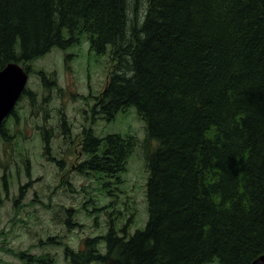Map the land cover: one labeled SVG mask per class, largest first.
Wrapping results in <instances>:
<instances>
[{
    "label": "trees",
    "instance_id": "obj_1",
    "mask_svg": "<svg viewBox=\"0 0 264 264\" xmlns=\"http://www.w3.org/2000/svg\"><path fill=\"white\" fill-rule=\"evenodd\" d=\"M84 31L92 49L122 47L131 65V76L116 66L110 90L115 107H136L154 145L149 218L132 235L111 228L104 254L88 239L66 259L252 264L264 254V0H0V71L69 49ZM10 139L3 125L0 142ZM132 147L116 136V171Z\"/></svg>",
    "mask_w": 264,
    "mask_h": 264
},
{
    "label": "rangeland",
    "instance_id": "obj_2",
    "mask_svg": "<svg viewBox=\"0 0 264 264\" xmlns=\"http://www.w3.org/2000/svg\"><path fill=\"white\" fill-rule=\"evenodd\" d=\"M113 57L111 63L116 64ZM109 61V53L102 56L89 52L86 59L77 64L62 50L53 48L31 63L47 71L57 68L67 78L74 72L85 83L97 73L100 75L98 85L102 88ZM130 66L121 57L120 68L131 76ZM35 84L36 80L32 79L30 86L35 87ZM49 97L35 94L26 114L17 104L18 124H13L12 116L7 119V134L13 138L0 143V170L8 172L10 194L16 202L6 200L4 194L1 196L0 264H19L16 255L21 250L42 257L37 264H68L61 249L53 246L58 241L79 244L80 234L86 237L89 232L101 235L111 228L117 231L127 228L134 233L144 229L148 221L144 189L148 175L146 156L154 145L140 118L122 110L110 123V132L129 130L130 134L142 136V140L138 141L133 135L135 147L122 174L100 176L84 168V156L74 145V141L84 140V130L93 125L89 117L81 116L82 105L74 109L78 118L69 121L62 109L49 108ZM96 126L101 128L103 124L97 121ZM43 139L51 143L46 154L42 150ZM25 145L34 147L36 152L28 154ZM59 182L65 195H50L52 186ZM18 187H21L19 194ZM209 264L220 263L214 260Z\"/></svg>",
    "mask_w": 264,
    "mask_h": 264
},
{
    "label": "water",
    "instance_id": "obj_3",
    "mask_svg": "<svg viewBox=\"0 0 264 264\" xmlns=\"http://www.w3.org/2000/svg\"><path fill=\"white\" fill-rule=\"evenodd\" d=\"M26 80V74L21 70L19 66L14 64L9 65V67L0 73V85L11 86L14 85L16 81H18V87L14 94L10 95L11 91L6 90L5 96L0 98V107L4 104V112L0 113V121L2 117L12 108L14 101L20 94L23 85ZM10 95V97H9ZM9 97V99H8ZM8 99V101H6ZM264 261V255H262L258 260H256L253 264H260V262Z\"/></svg>",
    "mask_w": 264,
    "mask_h": 264
},
{
    "label": "bare ground",
    "instance_id": "obj_4",
    "mask_svg": "<svg viewBox=\"0 0 264 264\" xmlns=\"http://www.w3.org/2000/svg\"><path fill=\"white\" fill-rule=\"evenodd\" d=\"M17 87H18V81H16L15 84L11 85V86H6V85H2L1 86L0 85V98L5 96L6 90H10L11 91L10 95L14 94L16 89H17ZM10 95H9V97H10ZM9 97H8V99H9ZM8 99L6 101H8ZM4 104L0 107V113L4 112ZM260 264H264V261L260 262Z\"/></svg>",
    "mask_w": 264,
    "mask_h": 264
},
{
    "label": "flooded vegetation",
    "instance_id": "obj_5",
    "mask_svg": "<svg viewBox=\"0 0 264 264\" xmlns=\"http://www.w3.org/2000/svg\"><path fill=\"white\" fill-rule=\"evenodd\" d=\"M99 54H103L101 51H99Z\"/></svg>",
    "mask_w": 264,
    "mask_h": 264
}]
</instances>
